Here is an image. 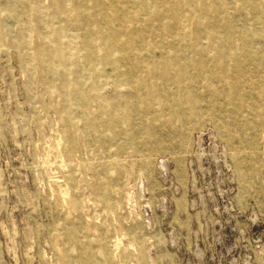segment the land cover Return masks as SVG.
I'll return each mask as SVG.
<instances>
[{"label":"bare ground","instance_id":"obj_1","mask_svg":"<svg viewBox=\"0 0 264 264\" xmlns=\"http://www.w3.org/2000/svg\"><path fill=\"white\" fill-rule=\"evenodd\" d=\"M10 49L29 80L55 81L44 90L49 106L31 84L25 93L59 118L42 164L51 153L59 160L49 226L56 264H123L110 252H125L116 231L109 241L104 225L84 218L81 191L105 219L117 214L122 174L134 175L127 158L138 154L145 174L159 151L177 162L175 148L186 149L203 117L239 179L260 167L264 0H0V52Z\"/></svg>","mask_w":264,"mask_h":264},{"label":"rangeland","instance_id":"obj_2","mask_svg":"<svg viewBox=\"0 0 264 264\" xmlns=\"http://www.w3.org/2000/svg\"><path fill=\"white\" fill-rule=\"evenodd\" d=\"M30 78L13 50L0 52V264H56L49 226L56 218L51 184L59 160L51 147L59 118L25 93L31 84L30 93L49 106L44 90L55 81L48 75ZM188 138L184 151L174 150L177 162L168 152L155 153L148 174L138 154L127 158L126 170L132 168L134 175L122 174L125 199L117 214L105 219L83 189L81 197L90 206L84 218L104 225L109 241L116 231L125 249L122 254L110 246L118 263L264 264L263 142L256 145L257 173L239 179L232 152L207 118Z\"/></svg>","mask_w":264,"mask_h":264}]
</instances>
